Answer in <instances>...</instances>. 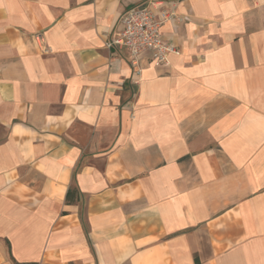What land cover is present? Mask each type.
I'll return each mask as SVG.
<instances>
[{
  "label": "crops",
  "instance_id": "0c3cea01",
  "mask_svg": "<svg viewBox=\"0 0 264 264\" xmlns=\"http://www.w3.org/2000/svg\"><path fill=\"white\" fill-rule=\"evenodd\" d=\"M152 1L0 0V264H264V0H159L138 77Z\"/></svg>",
  "mask_w": 264,
  "mask_h": 264
},
{
  "label": "built area",
  "instance_id": "2783aa9c",
  "mask_svg": "<svg viewBox=\"0 0 264 264\" xmlns=\"http://www.w3.org/2000/svg\"><path fill=\"white\" fill-rule=\"evenodd\" d=\"M179 4L178 1L155 0L144 8L130 9L122 18L123 31L108 41L106 47L109 50L125 49L138 77L142 72V59L147 53L154 61L169 65L170 55H179L180 50L164 40L162 29L168 23L189 20L178 13Z\"/></svg>",
  "mask_w": 264,
  "mask_h": 264
}]
</instances>
